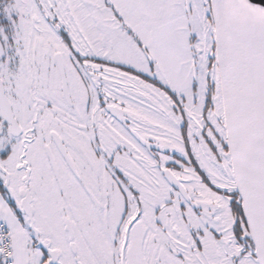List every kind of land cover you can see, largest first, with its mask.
I'll return each mask as SVG.
<instances>
[{
    "label": "snow or ice",
    "instance_id": "6c2138e0",
    "mask_svg": "<svg viewBox=\"0 0 264 264\" xmlns=\"http://www.w3.org/2000/svg\"><path fill=\"white\" fill-rule=\"evenodd\" d=\"M0 264H264V0H0Z\"/></svg>",
    "mask_w": 264,
    "mask_h": 264
}]
</instances>
